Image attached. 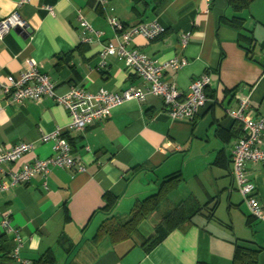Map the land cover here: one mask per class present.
Wrapping results in <instances>:
<instances>
[{
	"label": "crops",
	"instance_id": "1",
	"mask_svg": "<svg viewBox=\"0 0 264 264\" xmlns=\"http://www.w3.org/2000/svg\"><path fill=\"white\" fill-rule=\"evenodd\" d=\"M20 1L0 0V18L17 10L26 22L25 30L13 28L0 38L2 76L25 71L32 60L55 82L57 95L73 85L111 93L145 88L117 57L101 66L99 53L103 44L116 43L106 16L125 27L156 21L165 31L153 40L137 35L130 47L158 63L186 59L178 70L167 68L165 79L186 93L193 79L206 74L209 101L193 120H172L161 98L148 94L78 132L69 130V112L52 98L8 102L0 87V148L32 145L3 165L0 183L23 164L51 156L53 143L41 136L57 128L84 167L56 168L47 178L33 175L25 184L0 188V264H35L47 253L52 264H233L236 245L260 250L255 264H264V222L250 216L232 173L242 125L226 114L243 98L250 116L264 113V0L241 8L235 4L241 0ZM80 16L100 32L89 35L90 43L81 42ZM181 34H189L184 46ZM246 172L264 208V164L247 162ZM178 174L131 237L113 239L101 228L110 218L127 220L137 204ZM105 194L116 199L112 209H106ZM181 201L208 205L147 252L143 238ZM3 214L25 238L22 263L11 256L15 243L1 225Z\"/></svg>",
	"mask_w": 264,
	"mask_h": 264
},
{
	"label": "built area",
	"instance_id": "2",
	"mask_svg": "<svg viewBox=\"0 0 264 264\" xmlns=\"http://www.w3.org/2000/svg\"><path fill=\"white\" fill-rule=\"evenodd\" d=\"M27 1L21 0L18 5ZM46 9L53 14L52 7L47 6ZM106 19L116 33V43L109 42L102 45L99 53L101 66L105 65L108 57L115 56L123 62L127 69L144 80L145 88L130 86L119 93H111L103 88L97 92H89L78 85H73L65 94L57 95L55 82L49 75L42 72L34 61L30 60L23 72L5 76L0 74V87L7 96L8 102L21 103L26 99L41 102L46 97H50L69 112L71 118L69 130L78 132L109 118L113 108L121 103L133 99L143 100L148 94L161 98L172 120H193L199 110L209 101L206 93L210 84L209 76L203 74L193 79L188 91L182 93L172 81L165 79L164 72L167 68L178 70L186 64V59L177 56L167 62L158 63L141 50L130 47L132 39L137 35L147 40L160 36L165 29L159 23L156 21L140 22L125 27L112 16H106ZM13 28L23 30L26 28V22L17 10L0 18V38H3ZM79 28L82 43L92 42L93 39L89 35L100 36V32L94 30L82 16L79 17ZM188 37L189 34L180 35L182 46L187 43ZM248 108V98H243L237 109L228 108L226 110L228 117L239 121L242 125V134L234 143L231 153L232 173L237 191L241 194L249 214L264 222V208L257 198L256 186L246 172L247 162L264 164V149L261 147L262 139H264V113L253 118L247 113ZM41 141L53 143L52 155L34 159L32 162L23 164L17 171H10L8 180L0 183L2 190L15 184H25L33 175L47 178L56 168L84 170L80 160L72 155L71 147L63 137L61 129L57 128L50 133L43 134ZM31 150L32 145L27 143L17 144L8 150L0 148V170L4 164L16 162ZM86 150L88 151L89 148L86 147ZM1 225L5 232L12 236L15 243L11 253L12 258L22 263L19 253L25 238L18 229L11 226L8 214H3Z\"/></svg>",
	"mask_w": 264,
	"mask_h": 264
},
{
	"label": "trees",
	"instance_id": "3",
	"mask_svg": "<svg viewBox=\"0 0 264 264\" xmlns=\"http://www.w3.org/2000/svg\"><path fill=\"white\" fill-rule=\"evenodd\" d=\"M250 1L251 0H241L239 4H235L236 7L241 8L247 5ZM248 48L249 46L247 47V49ZM180 177L181 176L179 174L173 175L163 181L160 187V191L137 204L132 210L130 217L124 222L110 218L103 222L101 228L113 239H123L126 237H131L133 233L137 231V225L139 221L143 219L145 215H147V213H149L158 203L159 199L162 197V191L178 181ZM104 198L107 203L106 209H112L116 202L115 197L111 194H105ZM207 205L208 204L199 206L194 204L193 202H179L163 215L160 222L155 226L153 234L147 238H143L141 242L142 247L147 252L150 251L157 244L163 241L169 233H171L179 226L190 221L195 214L201 212V210ZM215 205L216 204L214 203L211 211L214 209ZM212 213L213 211L211 212V215H213ZM259 253L260 250H253L241 245H236L233 255V264H255ZM35 264H52L50 254L47 253L43 255V257L36 261Z\"/></svg>",
	"mask_w": 264,
	"mask_h": 264
}]
</instances>
